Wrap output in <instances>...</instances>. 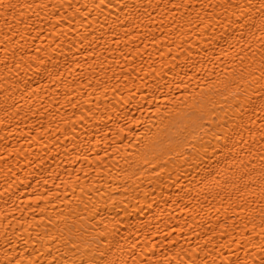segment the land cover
I'll return each instance as SVG.
<instances>
[{
  "label": "bare ground",
  "instance_id": "obj_1",
  "mask_svg": "<svg viewBox=\"0 0 264 264\" xmlns=\"http://www.w3.org/2000/svg\"><path fill=\"white\" fill-rule=\"evenodd\" d=\"M8 3L0 264H261V0Z\"/></svg>",
  "mask_w": 264,
  "mask_h": 264
},
{
  "label": "snow or ice",
  "instance_id": "obj_2",
  "mask_svg": "<svg viewBox=\"0 0 264 264\" xmlns=\"http://www.w3.org/2000/svg\"><path fill=\"white\" fill-rule=\"evenodd\" d=\"M17 5L8 3L5 4V0H0V8L15 12ZM21 7H30L29 5H21ZM260 9V27L258 30L264 31V0H261L259 5ZM0 15H3V12H0ZM250 28H257L256 23L253 21L248 25ZM234 35V34H233ZM249 35H254V33L250 32ZM84 39H87L85 37ZM225 43H228L229 47H232L231 43H229L227 37H222ZM256 87L253 88L251 95L247 97L246 104H239L237 107L240 108L241 115L240 119L243 121V113L247 108H251L254 113L260 112L264 113V71L261 72L260 76L255 81ZM214 137L217 140L223 139L225 141V147H227V142L232 139V133L229 132L227 126H223L219 133H214ZM205 154L207 155V149L205 148ZM208 159H212V157H208ZM264 159V158H262ZM198 167V166H194ZM203 182V181H202ZM89 264H116V261L110 260L107 258V255L103 252L100 253V260L97 261L93 259L89 262ZM261 264H264V258L261 260Z\"/></svg>",
  "mask_w": 264,
  "mask_h": 264
}]
</instances>
